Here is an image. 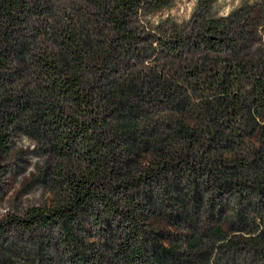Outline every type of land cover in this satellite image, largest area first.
<instances>
[{"label": "rangeland", "instance_id": "obj_1", "mask_svg": "<svg viewBox=\"0 0 264 264\" xmlns=\"http://www.w3.org/2000/svg\"><path fill=\"white\" fill-rule=\"evenodd\" d=\"M76 5L74 0H49L42 7L48 20L38 23L40 31L55 40V34L68 27L66 19L72 17L75 24L84 19L86 29L96 30L117 52L113 75L133 78L139 73L149 78L156 72L162 80L178 84L183 89L176 97L186 99L194 120L201 102L214 96L194 92L185 79L200 72L201 85L213 80L205 72L210 68L202 65L206 56L215 58L213 68L238 61L250 68L264 64V0L144 5L131 17L133 39L125 46L101 17L82 19ZM243 20L250 23L249 40L236 35ZM210 23L227 25L229 32L222 40L236 41L240 54L226 45L217 50L205 43V26ZM258 74L264 79V73ZM151 92L143 103L141 128L143 137L153 140L174 131L179 113L163 90ZM257 116L254 129L241 118L230 117L222 119L212 134L203 127L194 144H181L185 156L167 175L135 190L141 203L136 209L139 237L130 233L134 224L127 215L136 211L131 206H121L127 210L125 217L110 218L101 212V224L93 218L84 222L98 264H125L118 258L125 243L143 253L144 261L135 258L133 264H264V242L259 239L264 234V113ZM9 145L7 152L0 151V264H72L54 228L29 229L21 221L29 219L28 210L53 201L55 189L43 174L50 155L24 130Z\"/></svg>", "mask_w": 264, "mask_h": 264}, {"label": "trees", "instance_id": "obj_2", "mask_svg": "<svg viewBox=\"0 0 264 264\" xmlns=\"http://www.w3.org/2000/svg\"><path fill=\"white\" fill-rule=\"evenodd\" d=\"M48 1L0 0V151H8L20 130L44 146L50 156L43 174L55 189L54 198L44 208L28 210L29 219L21 221L29 229L54 228L72 264H98L84 222L93 218L101 224V212L125 217L127 210L121 206L138 210L135 190L167 175L185 156L181 144H194L203 127L212 134L230 117L254 129L257 114L264 113V79L258 76L264 64L250 68L238 61L213 68L215 58L206 56L202 65L210 68L205 72L213 80L201 85L200 72L185 79L194 92L214 96L197 107L195 121L186 99L176 97L183 89L178 84L162 80L156 72L149 78L139 73L133 78L113 75L117 52L96 30H87L83 19L101 17L125 46L133 39V15L144 5L161 8L173 0H74L83 22L66 19L68 27L58 31L55 40L37 26L48 20L42 10ZM248 25V20L240 22L236 35L249 40ZM205 30L210 48L226 45L240 54L236 41L222 40L229 32L227 25L210 23ZM159 89L173 98L177 127L145 139L143 103L151 90ZM137 210L127 216L134 224L130 233L139 237ZM259 239L264 242V234ZM118 258L125 264H133L135 258L144 261L140 248L129 243L122 245Z\"/></svg>", "mask_w": 264, "mask_h": 264}]
</instances>
